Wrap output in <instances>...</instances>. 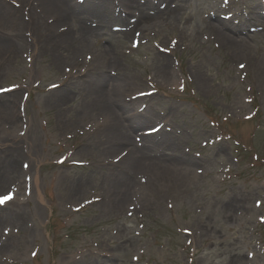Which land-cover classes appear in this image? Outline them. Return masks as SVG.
<instances>
[{
  "label": "rangeland",
  "instance_id": "374dc122",
  "mask_svg": "<svg viewBox=\"0 0 264 264\" xmlns=\"http://www.w3.org/2000/svg\"><path fill=\"white\" fill-rule=\"evenodd\" d=\"M88 1L0 25V264H264V0Z\"/></svg>",
  "mask_w": 264,
  "mask_h": 264
},
{
  "label": "bare ground",
  "instance_id": "6f19581e",
  "mask_svg": "<svg viewBox=\"0 0 264 264\" xmlns=\"http://www.w3.org/2000/svg\"><path fill=\"white\" fill-rule=\"evenodd\" d=\"M10 1L12 0H0V25L6 24L17 30H21L22 27L27 25V27H29L30 30L34 32V36L38 38L40 41H48L47 38H50L52 36L51 33H53L54 31H55L54 34L58 32L55 30V27L57 25L55 23L63 22L64 16H66L67 14L66 8L67 7L69 8V3L67 2V0H36V2L38 3L39 9H40V14H38L37 12L33 13V11L32 13H29L30 14L29 21L31 20L29 24L27 22L21 21L18 15L8 18L7 12L9 9L10 11L12 10L10 6L7 5V2H10ZM88 2H90V0ZM42 16H44V18ZM46 16L52 17V19L54 20V23L52 25H48L47 23H45L47 22V20L44 21V19L47 18ZM174 16H176L175 12H171L170 10H165L163 14L160 15V18L161 19L166 18L168 20H172L173 19L172 17ZM149 21H151V19L143 18L139 22L141 25L142 24L149 25ZM93 37H94V31L86 29L84 34L82 35L80 42H83L84 44H89ZM72 41L64 42L62 47L70 48L72 51L78 50L79 47H75V44L72 43ZM11 44H15V43L11 42ZM14 46H15V49H17L18 47L22 48L24 46V41L20 39L18 43H16V45ZM120 85L116 84V85H113L112 87L115 88V87H119ZM107 118H109L113 122V125L116 127V130L118 129L117 132L110 135L112 139H109V140H113V142H115L118 145L121 142V137H122L121 130H123V127L118 126V116L116 115V113L113 112V110L110 107H107ZM143 167H145V164L141 166V169ZM10 171H12V174L15 177L19 175L18 173H16L14 169L9 170V173ZM35 181L37 184L38 183L37 180ZM120 191L126 192L127 186H125V188H122ZM38 196H39V200L43 203L44 201H43V198L40 192L38 193ZM5 219H6L5 216L2 213H0V221L1 222L2 220L5 221Z\"/></svg>",
  "mask_w": 264,
  "mask_h": 264
},
{
  "label": "snow or ice",
  "instance_id": "6c2138e0",
  "mask_svg": "<svg viewBox=\"0 0 264 264\" xmlns=\"http://www.w3.org/2000/svg\"><path fill=\"white\" fill-rule=\"evenodd\" d=\"M12 199H13V196H11V195L3 196L2 198H0V204L7 203L8 201H10Z\"/></svg>",
  "mask_w": 264,
  "mask_h": 264
}]
</instances>
